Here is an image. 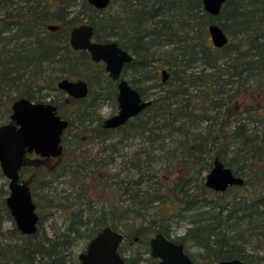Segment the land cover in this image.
<instances>
[{
  "label": "trees",
  "instance_id": "trees-1",
  "mask_svg": "<svg viewBox=\"0 0 264 264\" xmlns=\"http://www.w3.org/2000/svg\"><path fill=\"white\" fill-rule=\"evenodd\" d=\"M113 1L122 12L101 16L103 10L88 0H0V125L10 121L14 101H45L50 96L45 89L55 90L50 101L69 121L63 153L53 158L60 162L51 166L52 158L27 154L21 178L44 211L38 190L66 174L79 179L85 172L80 200H48L68 221L53 236L40 233L39 211L38 231L22 234L6 202V185H0V264H79L75 246L88 244L106 226L121 231L124 241L139 243L128 250L131 264L149 250L154 235L171 237L174 219L187 216L192 225L175 240L194 249L198 261L197 255L207 262L240 258L264 264V0H226L218 16L204 9L203 0ZM77 3L80 9L71 12ZM85 22L95 27L98 41L114 36L134 56L123 75L132 72L129 81L144 98L148 90L138 80L161 79L152 104L116 129L103 127L98 108L106 102L118 106L117 82L103 63L70 44L72 28ZM212 23L229 37L221 48L211 40ZM155 61L168 71L166 81L159 78L164 67L153 66ZM62 78L86 80L88 96L59 90ZM86 122L96 124L91 128ZM112 133L118 138L111 143ZM138 135L148 145L122 152ZM97 143L104 156L102 150L86 153ZM159 151L176 160L161 174L155 166ZM216 157L244 184L225 192L210 189L205 172ZM233 189L238 192L229 196ZM8 220L12 225L6 228Z\"/></svg>",
  "mask_w": 264,
  "mask_h": 264
},
{
  "label": "water",
  "instance_id": "water-1",
  "mask_svg": "<svg viewBox=\"0 0 264 264\" xmlns=\"http://www.w3.org/2000/svg\"><path fill=\"white\" fill-rule=\"evenodd\" d=\"M98 9H106L111 0H88ZM226 0H203L204 9L218 16ZM51 30L57 25H50ZM213 45L221 48L229 42L224 29L217 23L208 27ZM95 27L85 22L75 26L70 32V44L76 50H86L93 61L103 62L111 78L118 81V112L106 118L105 129H116L138 116L152 104V99L144 98L140 91L122 76L126 63L134 56L115 41L95 40ZM164 80L168 71L163 70ZM59 90L75 98H85L89 84L84 79L62 78L58 81ZM69 126L52 101H32L20 97L12 104L10 121L0 125V167L8 179L9 194L6 198L8 208L17 228L24 235L38 231L40 215L28 183L21 178V169L27 154L41 157H59L64 146L63 135ZM245 179L226 166L218 157L206 174L205 184L217 192H225L231 186L243 185ZM124 235L110 226L104 227L93 237L86 249L79 255V264H125L120 252ZM152 255L161 260L151 264H196L184 252V245L170 240L163 233H157L150 241ZM215 264H247L240 258L220 260Z\"/></svg>",
  "mask_w": 264,
  "mask_h": 264
},
{
  "label": "rangeland",
  "instance_id": "rangeland-1",
  "mask_svg": "<svg viewBox=\"0 0 264 264\" xmlns=\"http://www.w3.org/2000/svg\"><path fill=\"white\" fill-rule=\"evenodd\" d=\"M80 9V4L77 3L76 5H72L70 7L71 12H77ZM121 13L122 12V8L119 6V4L115 3L114 1L113 3H111V5H109L106 9H104L100 15L101 16H106L109 14H114V13ZM84 21H88L87 18H84ZM108 39L110 40H115L114 36H107ZM106 37V38H107ZM153 66H162L164 67V65L162 64V61H155ZM166 68H162L160 73H159V78L162 77V70ZM52 74L54 76H59L61 75L60 71H55L52 72ZM124 77L130 81L133 80V78H135L132 74V72L128 71L127 73H125ZM161 81V79H157V80H143L141 79L140 81L138 80L137 85L141 86L145 89L148 90L146 97L148 98H153L156 94V92H158V90L160 89L159 86V82ZM238 84H235L234 86L237 87ZM44 92H48L50 94L49 97L46 98L45 101L50 100L52 98V96L55 94V90L53 89H45ZM118 106H116L114 103L112 102H106L100 105V107L98 108V113L99 115L103 118L106 119L108 117H110L111 115L115 114L118 112ZM211 114H215V111H212ZM8 122V121H7ZM86 124L89 127H94L96 122L94 123H87ZM207 123L204 122L203 125H206ZM90 128V129H91ZM89 129V130H90ZM110 139L108 140V142H114L115 140H117L118 136L117 134L114 135V133L110 134ZM75 143V142H74ZM148 144L144 141V139L138 135V136H133L132 138H130L128 140V142H126L125 146H123L122 148V152H129L132 153L135 150L143 147V146H147ZM174 143H170L171 148L174 146ZM85 150H88V148H85ZM101 153H103V148H102V144L101 143H97L95 144V147L89 149L86 153L92 155V154H96L98 151H101ZM71 153L73 152V148H70L69 150ZM109 152V151H108ZM114 154V152H113ZM119 154V153H118ZM160 158L159 160H157L155 166L157 167L159 173L161 174L163 171L166 170L167 166H169L170 164H174L176 162L175 160V156L173 153H168L165 154L163 152L159 151ZM121 154H119V156L117 155V160L118 162L121 161L122 157L120 156ZM102 156H104V153L102 154ZM71 157V155H70ZM60 162V159H51L50 161H48V164L51 166H54L56 164H58ZM209 171L205 172V175L208 173ZM84 173L83 175L81 173L80 178L79 179H75L73 177H70L69 174H66L64 176H61L60 178L54 179L52 181L51 186L46 187L44 189H40L39 191V199L42 201V203L44 204V211H42L40 208L38 209L39 212H41V214L43 215V224H42V228H41V234H44L45 232L50 235L53 236L55 232H60L62 230H64L67 227L68 221L66 220V214L65 212H63L62 210H59L57 208H49L47 206L48 204V200L53 199L57 202L66 200V198L72 200V201H78L80 200L81 196V178H84ZM8 179L6 178V176L4 174L0 173V185H6L5 187L8 190ZM234 190V189H233ZM9 192V190H8ZM234 192H238L237 189H235L234 191H232V193H229V196H231ZM94 206L97 208H102L103 207V203L101 201H95L94 202ZM191 216H187L186 218H176L174 219L173 223H172V232H171V237L174 239H177L179 237H181L183 234H185L187 232V230L189 229V227H191V221H190ZM12 225L11 221H5L4 222V226L6 228H9ZM89 243V242H88ZM85 242L84 241H80L77 246H75L74 250H73V257L77 258L78 255L84 251L87 247L88 244H86L85 246ZM139 248V243L137 241H124L122 244V253L125 256H129L130 251L131 250H135ZM130 249V251H128ZM191 253L196 252L194 249H189ZM70 252V251H69ZM262 254H264V251L261 252ZM144 256H148V254L145 253ZM198 259L201 261V263H209V264H214L215 262L213 261H205L201 256L197 255ZM38 264H42L41 262H39ZM143 264H148L146 261L143 262Z\"/></svg>",
  "mask_w": 264,
  "mask_h": 264
},
{
  "label": "flooded vegetation",
  "instance_id": "flooded-vegetation-1",
  "mask_svg": "<svg viewBox=\"0 0 264 264\" xmlns=\"http://www.w3.org/2000/svg\"><path fill=\"white\" fill-rule=\"evenodd\" d=\"M112 1V0H111ZM111 4V3H110ZM109 4V5H110ZM102 10H104V9H102ZM95 37V40H97L96 39V35L94 36ZM98 41V40H97ZM109 41H112V40H109ZM116 41V40H115ZM102 42V41H101ZM105 42H108V41H105ZM96 62V61H95ZM132 62V61H131ZM100 63H103V62H100ZM104 64V63H103ZM127 64V63H126ZM125 64V65H126ZM105 65V64H104ZM125 67V66H124ZM124 70V69H123ZM164 70V69H163ZM162 70V71H163ZM108 73V72H107ZM124 71H123V73H122V76L124 77ZM109 75V74H108ZM110 76V75H109ZM169 76V75H168ZM111 78V77H110ZM125 78V77H124ZM168 78V77H167ZM71 79V78H70ZM113 81H114V79L113 78H111ZM162 79H163V81H166V80H164V78H163V72H162ZM128 80V79H127ZM116 82H117V88H118V81L119 80H115ZM129 81V80H128ZM130 82V81H129ZM131 84V83H130ZM132 85V84H131ZM133 86V85H132ZM136 88V87H135ZM151 99V98H150ZM105 120V119H104ZM104 120H103V122H104ZM103 125V124H102ZM48 158H57V157H48ZM155 236V235H154ZM153 236V237H154ZM166 236V235H165ZM152 237V238H153ZM168 237V236H167ZM151 238V239H152ZM170 240H173V241H175L176 243H178V244H183L184 245V243H182V242H179V241H176L174 238H172V237H168ZM151 239H150V241H151ZM123 242H124V239H123V241H122V244H123ZM122 244H121V246H122ZM121 248V247H120ZM141 251V250H140ZM121 252V251H120ZM184 252L186 253V254H188L190 257H191V259L196 263V264H204V263H201V261H198L193 255H192V253L191 252H189L188 251V249L186 248V246L184 245ZM143 254L141 255V257L139 258V259H137L135 262H133V263H131V264H143V262L144 261H146L148 264H151V263H156V262H158V261H160L161 259L160 258H155L153 255H152V250H151V245H150V242H149V250L148 251H143L142 252ZM145 253L146 254H148V256H144L145 255ZM121 254H122V256L125 258V264H130L129 263V261H128V256H125V255H123V253L121 252ZM80 263V262H79ZM206 264H209V263H206ZM215 264V263H214Z\"/></svg>",
  "mask_w": 264,
  "mask_h": 264
}]
</instances>
